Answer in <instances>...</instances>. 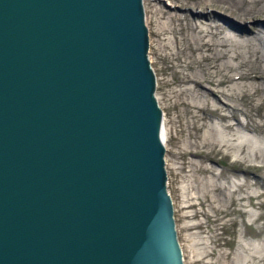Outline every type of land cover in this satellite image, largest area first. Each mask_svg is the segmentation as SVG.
I'll use <instances>...</instances> for the list:
<instances>
[{
    "label": "water",
    "instance_id": "water-1",
    "mask_svg": "<svg viewBox=\"0 0 264 264\" xmlns=\"http://www.w3.org/2000/svg\"><path fill=\"white\" fill-rule=\"evenodd\" d=\"M143 0H0V264H183Z\"/></svg>",
    "mask_w": 264,
    "mask_h": 264
},
{
    "label": "rangeland",
    "instance_id": "rangeland-1",
    "mask_svg": "<svg viewBox=\"0 0 264 264\" xmlns=\"http://www.w3.org/2000/svg\"><path fill=\"white\" fill-rule=\"evenodd\" d=\"M143 3L146 7V23L148 19L150 41L148 55L156 76V96H159L158 103L162 112L166 114L164 157L167 188L173 202L175 226L182 250L183 264H264V155L252 160L254 164H246L234 160L232 154L218 150L214 148L215 146L201 147L204 126L209 123L210 119L214 120L217 116L220 117L218 124L224 132L231 128L232 124L224 125V112L231 113L228 116L231 122H235V117L244 120L242 112L254 115L257 120L260 119L256 115L261 111L264 112V83L257 82L254 92L245 91L246 95L243 93V95L229 96V103L232 107L227 109L205 108L204 112L197 114L193 109L185 112L180 108L176 113L177 111L173 108L167 107L170 100H166L167 96L161 88L163 79L171 80L173 78L171 70H163L166 67L171 69L173 61L165 64L155 53L156 46L158 47V39L155 35L157 21L153 20L152 10L163 6L174 7L179 3L173 0H143ZM217 4L215 1L207 9H199L195 8L193 4L188 6L185 4L182 7L178 6L181 10L178 9L179 12H177L188 20H195L194 17L199 13L214 15L213 18L220 29L232 37L237 31H241L245 36L246 31L255 33L260 29L258 34L260 33L259 35L264 41L263 14L259 15L260 13L256 12L257 14L254 13L253 17L239 20L233 16H237L233 8L227 9ZM261 6L264 8V0H259L254 4L255 9ZM162 21H168V18L166 17ZM239 39L231 40L233 50L243 51L242 58L246 63L221 70L223 77L236 70L256 71L255 62L257 61L264 68V50L261 44L258 42L256 44L254 39L251 41L250 37L245 41ZM251 42L255 45L252 46ZM235 60V58L232 59L231 63H235ZM221 61L225 62L226 60L221 59ZM237 67L239 68L236 69ZM223 71L225 72L223 73ZM206 89H210L209 85ZM191 97L192 95H189V98ZM194 97L197 98L196 95ZM202 99L210 104L209 92ZM260 101L262 103L260 107H255L254 104ZM164 113L163 118L165 117ZM178 114L179 122L176 121ZM196 114L200 120L198 118L191 119L190 116ZM248 132L253 135L256 147L259 149L258 144L263 150L264 138L258 134L259 132L250 129ZM262 132L264 133V131ZM188 140L192 141L189 145H196L194 148L197 154L188 153L185 149L182 152L183 143ZM194 148L191 150L195 151ZM204 167H213V169ZM233 179L241 183L236 186L229 184L233 183Z\"/></svg>",
    "mask_w": 264,
    "mask_h": 264
},
{
    "label": "bare ground",
    "instance_id": "bare-ground-1",
    "mask_svg": "<svg viewBox=\"0 0 264 264\" xmlns=\"http://www.w3.org/2000/svg\"><path fill=\"white\" fill-rule=\"evenodd\" d=\"M173 1L178 2L179 4L174 7H157L156 10H152L153 20L157 21V30L155 31V35L158 39V47L156 46L155 53L165 64L173 61L171 63V69L169 67L163 68L164 71L171 70L173 73V78L171 80L163 79L161 85L164 94L167 96V98L165 97L166 100H170L169 104H167V107L173 108L175 111H177L176 113H178L180 108L185 112L193 109L197 114L204 112L205 108H210L212 110H218L219 108L227 109L228 107H232V105L229 103V96L233 94L243 95L245 91H248L249 93L254 92L257 82H261V84L264 83V68H262L259 61L255 62L257 70H253L254 72L248 70H236L232 71L231 73L228 72L229 74H227L225 77H223L221 72V70H226L228 67H235L239 66V64L246 63L245 59L242 58L244 56L243 51H234L231 40L241 38L239 40L245 41L250 37L251 41L254 39L256 44L257 42L261 44V47L264 50V41L262 40V37H260V33L258 34L260 29L255 33H249L246 31L247 34L245 36H243L241 31H237L233 35V38L232 35L229 33L226 34L223 32V29H220L218 23H216L213 18L214 15L210 16L209 14L199 13V15L194 17L196 18L195 20H188L186 17L178 13V9H180L178 6L182 7L185 4L187 6L193 4L195 8L197 7L199 9H207L210 4H213L215 1H217L221 7L227 9L233 8L235 14L237 15H233L234 17L238 18L239 20H245L248 19V17H253L257 13H260L259 15H264V8L262 6V8H254V4L259 0ZM145 8L146 7H144V10ZM166 17L168 18V21H162V19ZM238 35L242 36L239 37ZM254 45L255 44L252 46ZM234 58L236 59V62L231 63V60H234ZM221 59H225L226 61L223 62ZM199 63H202L203 65L200 66ZM176 65L177 68H175ZM238 68L239 67L236 69ZM197 72H200L201 74L198 75ZM224 72L225 71H223V73ZM208 85L210 89H206ZM206 91L209 92V97L211 100L210 104L202 99V97L207 95ZM189 95H192V97L189 98ZM195 95L197 98L194 97ZM244 95L246 94L244 93ZM156 98L158 101L159 96H156ZM261 104L262 103L260 101L254 105L255 107H260ZM163 113L164 112H162L161 135L165 140L166 114L164 113L165 117L163 118ZM197 114L190 116L191 119L198 118L200 120V117H198ZM223 114L225 117L224 125L232 124L231 128L227 127L229 129L224 132L220 128V124H218L220 123V117L217 116V118L214 120L210 119L209 123L204 126L202 140L203 145L201 147L215 146L214 148L218 150L232 154L233 159L238 160V162L240 161L246 164H254L252 160H254L256 157H262V155H264V149L262 150V147L258 144L257 146L259 149L256 147V143L253 142V135L249 134L248 130L250 129L259 132L258 134L264 138V133L262 132L264 131V112L261 111V113L256 115L259 116V120H257V117L254 115L242 112L244 115V120L235 117V122H231L229 120L228 116H230L231 113L224 112ZM176 118V121L179 122V114L176 116ZM189 143H192V141L188 140V142L185 141L183 143L184 147L182 148V152H184L183 149H185L188 153H196V149L194 148L196 145L192 146L189 145ZM191 148H194L195 151L191 150ZM211 148L213 149V147ZM182 152L180 151V153ZM204 168L213 169V167ZM239 183L241 182L233 179V183L231 182L229 184L236 186ZM229 191L231 192L230 189Z\"/></svg>",
    "mask_w": 264,
    "mask_h": 264
}]
</instances>
